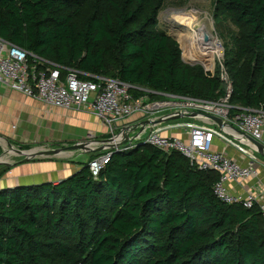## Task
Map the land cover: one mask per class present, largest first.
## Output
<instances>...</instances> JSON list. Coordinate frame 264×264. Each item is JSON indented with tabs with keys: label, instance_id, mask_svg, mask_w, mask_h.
I'll return each mask as SVG.
<instances>
[{
	"label": "trees",
	"instance_id": "1",
	"mask_svg": "<svg viewBox=\"0 0 264 264\" xmlns=\"http://www.w3.org/2000/svg\"><path fill=\"white\" fill-rule=\"evenodd\" d=\"M165 2L0 0V36L63 75L119 78L136 97H161L144 88L220 99L219 75L186 62L159 28ZM216 8L239 29L225 61L232 112L264 108V0ZM218 180L177 150L136 143L113 150L97 177L85 162L57 183L0 189V264H264V212L222 201Z\"/></svg>",
	"mask_w": 264,
	"mask_h": 264
},
{
	"label": "built area",
	"instance_id": "2",
	"mask_svg": "<svg viewBox=\"0 0 264 264\" xmlns=\"http://www.w3.org/2000/svg\"><path fill=\"white\" fill-rule=\"evenodd\" d=\"M214 44L215 41L211 47H214ZM207 50L204 49V54L209 53V50L216 52V57H213L218 58L221 67L216 71V62L213 61V68L205 72L211 75L218 74L226 86V93L218 100L144 88L139 89L159 94L162 98H152L149 94L136 97L131 92V88L135 86L119 78L88 73L73 67H67V73L63 75L59 65L40 58L1 36L0 81L51 106L93 111L109 127L113 135L119 133L116 128L119 121L140 113L143 118L124 124L120 130L125 129L127 133H132L128 137L131 145L141 142L166 152L173 150L181 152L200 170L219 173L214 192L222 201L241 203L246 208H252L257 203L264 212V204L259 203L258 195L253 192L245 195L236 194L228 186L231 181L242 183L258 174L255 163L262 153L248 135L264 143V108L239 107V111L232 112L235 107L231 103L233 86L229 72L221 62L224 60L222 45L221 43L217 45V50L213 48ZM31 58H34L33 62ZM191 113L194 116L190 117ZM178 115L203 119L209 121V124L194 122L184 124L188 134L185 139L165 135L163 128L158 124L168 122ZM209 115L222 118L227 125L221 128ZM146 119L151 122H145ZM135 124L136 129H132ZM216 138L224 140L246 155L248 164L242 165L226 152L215 150ZM121 147L99 151L90 159L88 165L91 174L97 177L110 162L113 150Z\"/></svg>",
	"mask_w": 264,
	"mask_h": 264
},
{
	"label": "crops",
	"instance_id": "3",
	"mask_svg": "<svg viewBox=\"0 0 264 264\" xmlns=\"http://www.w3.org/2000/svg\"><path fill=\"white\" fill-rule=\"evenodd\" d=\"M141 118H143L142 114L137 113L119 121L116 125L117 132H120L124 124L136 122ZM188 122L209 124V121L199 118H181L172 119L158 126L163 128L165 135L185 139L188 134L184 124ZM134 126L136 129V124ZM130 134L132 135L130 132L126 134L123 145L128 143ZM112 135L109 127L93 111L51 106L0 81V157L3 156L2 158L9 163L7 167L0 166V170L5 167L0 173V189H13L44 182L57 183L81 169L82 163L88 162L91 154L106 150L66 151L63 154L37 156L25 161L24 155L13 150L4 154L9 150V146L21 150L30 148L43 150L89 140L93 142L91 145L93 148H98L101 144L99 140L110 138ZM214 149L226 152L242 165H247L249 162L246 155L224 140L216 138ZM83 155H85L83 160H76V157ZM69 156L73 157V163L62 161V158ZM258 157L255 163L257 175L242 183L231 181L228 186L236 194L245 195L253 192L258 195L259 203L264 204V155L260 154Z\"/></svg>",
	"mask_w": 264,
	"mask_h": 264
},
{
	"label": "rangeland",
	"instance_id": "4",
	"mask_svg": "<svg viewBox=\"0 0 264 264\" xmlns=\"http://www.w3.org/2000/svg\"><path fill=\"white\" fill-rule=\"evenodd\" d=\"M216 4L217 0H166L159 13L158 26L175 37V39L179 42L180 47L182 48L183 58L186 62L193 65L198 64L205 70H210L213 68V61H215V70L219 71L221 65L218 63V58L214 59L213 57L216 54L215 51L209 50V53L204 54V48L205 50L207 48L217 50V45L221 43L224 59L221 62L226 67L225 61L229 59L230 51L235 47L234 37L238 34L239 29L229 17L220 18L218 16ZM184 20H193V23L185 24ZM201 27L205 28L211 36V39L210 41L203 40L204 44L198 48L195 47V43L193 45L189 39L193 38V36L195 37V31H198ZM213 41H215V44L214 47H211ZM63 130H65V128ZM8 149L12 150V147L9 146ZM84 156L85 155L81 157L78 156L76 157V160L81 161L85 158ZM72 159L73 157L69 156L62 158V161L66 163H73ZM0 166L7 167L8 165ZM5 167L1 168L0 173L5 170Z\"/></svg>",
	"mask_w": 264,
	"mask_h": 264
},
{
	"label": "water",
	"instance_id": "5",
	"mask_svg": "<svg viewBox=\"0 0 264 264\" xmlns=\"http://www.w3.org/2000/svg\"><path fill=\"white\" fill-rule=\"evenodd\" d=\"M190 117L194 116L193 113L189 114ZM211 119H213L218 125L223 128L225 125H227L226 122L222 120V118L215 116V115H209ZM185 118L183 115H178L174 119H181ZM162 119H159L161 121ZM145 122H151L150 120H147ZM135 128V127H134ZM132 128V129H134ZM127 134V131L125 129H122L119 133L112 135L110 138L104 139V140H99L101 143L100 146L93 148L91 145L93 144L92 141H79L75 144L68 145V146H58L57 148L54 149H43V150H36V149H29V150H21L17 148H12L13 151L22 154L25 156V161H28L34 157L37 156H50V155H57V154H63L66 151H97L100 149H111V148H116V147H121V146H126L129 147L131 146V141H128L125 145H123V140ZM248 138L258 147L259 151L264 155V143L254 139L253 137L248 135ZM12 150H7L5 151L4 154H7L9 151ZM3 157V156H2ZM2 157H0V165H8L9 163L4 160Z\"/></svg>",
	"mask_w": 264,
	"mask_h": 264
},
{
	"label": "bare ground",
	"instance_id": "6",
	"mask_svg": "<svg viewBox=\"0 0 264 264\" xmlns=\"http://www.w3.org/2000/svg\"><path fill=\"white\" fill-rule=\"evenodd\" d=\"M184 21H185L184 22L185 24H191V23H193V20H191V21L190 20H184ZM195 33H196V36L195 37L193 36V38H190L189 39V41L192 42L193 45L195 43V45H194L195 47H198L199 48L200 46H202L204 44L203 40L210 41V39H211V36L208 34V32L205 30L204 27H201L198 31H195Z\"/></svg>",
	"mask_w": 264,
	"mask_h": 264
}]
</instances>
